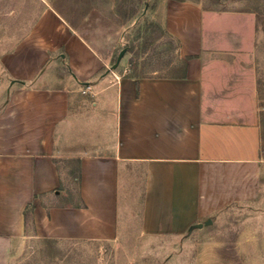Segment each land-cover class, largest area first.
Wrapping results in <instances>:
<instances>
[{"label":"crops","instance_id":"obj_1","mask_svg":"<svg viewBox=\"0 0 264 264\" xmlns=\"http://www.w3.org/2000/svg\"><path fill=\"white\" fill-rule=\"evenodd\" d=\"M234 4L162 0L178 43L165 76L112 69L124 31L96 8L73 26L43 3L0 41V264L38 240L110 242L121 216L140 236H173L257 199L260 37Z\"/></svg>","mask_w":264,"mask_h":264},{"label":"rangeland","instance_id":"obj_2","mask_svg":"<svg viewBox=\"0 0 264 264\" xmlns=\"http://www.w3.org/2000/svg\"><path fill=\"white\" fill-rule=\"evenodd\" d=\"M221 1L256 13L261 56L257 102L264 156V0ZM43 3L71 23L96 8L122 26L124 75L165 76L178 65L177 42L162 26V0H0V41L9 44L20 38ZM6 87L0 74V104L7 96ZM261 180L257 199L228 207L181 235L140 236L136 219L125 226L121 216L119 233L110 242L38 240L16 249L11 264H264V169ZM70 189L75 191L74 184Z\"/></svg>","mask_w":264,"mask_h":264},{"label":"water","instance_id":"obj_3","mask_svg":"<svg viewBox=\"0 0 264 264\" xmlns=\"http://www.w3.org/2000/svg\"><path fill=\"white\" fill-rule=\"evenodd\" d=\"M124 53H125V49H122V50L118 53L117 58H116V60H115V63L113 64L112 69H115V68L118 66V64L120 63V60L122 59V57H123V55H124ZM198 226H201V225H198Z\"/></svg>","mask_w":264,"mask_h":264},{"label":"built area","instance_id":"obj_4","mask_svg":"<svg viewBox=\"0 0 264 264\" xmlns=\"http://www.w3.org/2000/svg\"><path fill=\"white\" fill-rule=\"evenodd\" d=\"M109 72L112 74V76H113V78L115 79V81H119V79H120V76H118V75H116L113 71H111V70H109ZM89 88L87 87V90H88Z\"/></svg>","mask_w":264,"mask_h":264},{"label":"trees","instance_id":"obj_5","mask_svg":"<svg viewBox=\"0 0 264 264\" xmlns=\"http://www.w3.org/2000/svg\"><path fill=\"white\" fill-rule=\"evenodd\" d=\"M76 23H77V22H75V23H71V24H72L73 26H75V25H76ZM177 47H178V43H177Z\"/></svg>","mask_w":264,"mask_h":264}]
</instances>
